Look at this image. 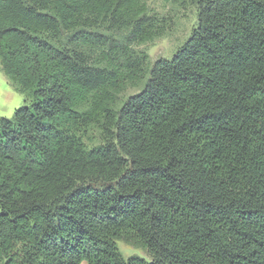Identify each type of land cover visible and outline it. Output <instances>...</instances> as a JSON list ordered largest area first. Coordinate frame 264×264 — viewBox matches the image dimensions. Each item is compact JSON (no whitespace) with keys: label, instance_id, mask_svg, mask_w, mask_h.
<instances>
[{"label":"trees","instance_id":"obj_1","mask_svg":"<svg viewBox=\"0 0 264 264\" xmlns=\"http://www.w3.org/2000/svg\"><path fill=\"white\" fill-rule=\"evenodd\" d=\"M163 1L196 25L117 110L143 72L132 45L169 17L0 0L2 70L31 97L0 117V264H264V0ZM100 121L87 150L77 133Z\"/></svg>","mask_w":264,"mask_h":264},{"label":"rangeland","instance_id":"obj_2","mask_svg":"<svg viewBox=\"0 0 264 264\" xmlns=\"http://www.w3.org/2000/svg\"><path fill=\"white\" fill-rule=\"evenodd\" d=\"M149 5L160 15L170 18V27L165 35L153 42L132 45L134 56L143 61V72L141 71L138 78L132 81L127 79L126 82H121V86L118 87L119 90H114L113 107L117 110L128 97L142 89L154 62L161 58L170 59L185 42L192 28L196 25V13L193 8L183 10L163 0H149ZM30 102L29 92L20 93L15 89L13 83L3 72L0 62V117H11L16 108L22 105H29ZM77 134L87 150L101 146L104 143L103 124L101 121L86 126ZM116 245L125 258L138 255L147 260L150 259L142 248L130 246L122 240H117ZM81 264L87 263L81 262Z\"/></svg>","mask_w":264,"mask_h":264},{"label":"crops","instance_id":"obj_3","mask_svg":"<svg viewBox=\"0 0 264 264\" xmlns=\"http://www.w3.org/2000/svg\"><path fill=\"white\" fill-rule=\"evenodd\" d=\"M83 263V262H82Z\"/></svg>","mask_w":264,"mask_h":264}]
</instances>
